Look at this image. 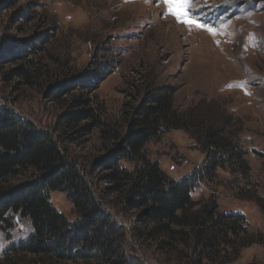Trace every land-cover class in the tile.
<instances>
[{
    "label": "rangeland",
    "instance_id": "rangeland-1",
    "mask_svg": "<svg viewBox=\"0 0 264 264\" xmlns=\"http://www.w3.org/2000/svg\"><path fill=\"white\" fill-rule=\"evenodd\" d=\"M188 10L216 34L177 22L163 0H0V109L55 131L62 155L76 164L112 222L125 229L123 264H215L200 262L187 245L178 253L160 245L163 236H147L136 219L140 211L126 208L103 178L108 172L98 163L109 143L98 129L69 138L71 129L55 130L74 89L81 90L77 85L93 84L83 74L99 62L104 74L92 105L116 129L123 130L129 108L149 85L171 88L180 111L210 103L217 117L229 118L234 141L246 151L248 175L233 159L203 173L207 156L181 129L149 140L146 157L171 179L193 176V200L213 198L219 211L242 215L244 243L260 235V243L241 248L230 264H264V0H192ZM20 67L32 72L31 83L18 74ZM50 202L74 218L65 193L51 192ZM17 216L8 228L0 223V259L31 235L29 223Z\"/></svg>",
    "mask_w": 264,
    "mask_h": 264
},
{
    "label": "trees",
    "instance_id": "trees-1",
    "mask_svg": "<svg viewBox=\"0 0 264 264\" xmlns=\"http://www.w3.org/2000/svg\"><path fill=\"white\" fill-rule=\"evenodd\" d=\"M99 63L83 74L93 84L77 85L81 90L74 89L69 109L59 116L55 130L71 129L72 134L66 133L69 138L98 129L100 140L109 143L98 163L108 172L103 178L119 192L126 208L140 211L136 219L147 228V236H163L166 240L160 245L178 253L179 247L187 245L200 262L215 264H230L241 248L260 243V235L244 243L247 231L242 215L219 211L213 198L193 200V176L179 181L169 178L144 151L149 140L181 129L207 156L203 173L233 159L239 171L248 175L246 151L234 141L229 118L217 117L210 103L180 111L173 104L171 88L149 85L141 100L129 108L123 130L116 129L92 105L90 96L104 74ZM18 74L31 83L32 72L20 67ZM81 122L85 123L78 125ZM54 134L0 109V223L8 228L18 215L32 230L26 242L2 255L0 264H123L125 229L112 222L93 198L76 164L62 155ZM122 161L133 164L132 169L121 166ZM54 191L68 197L73 219L53 207L50 193ZM252 200L262 208L260 200Z\"/></svg>",
    "mask_w": 264,
    "mask_h": 264
},
{
    "label": "snow or ice",
    "instance_id": "snow-or-ice-1",
    "mask_svg": "<svg viewBox=\"0 0 264 264\" xmlns=\"http://www.w3.org/2000/svg\"><path fill=\"white\" fill-rule=\"evenodd\" d=\"M191 2L192 0H163L168 14L173 16L177 20V22L183 23L188 27H196L202 30H206L210 34L215 35V28L206 26L201 21L193 18L192 14L188 10Z\"/></svg>",
    "mask_w": 264,
    "mask_h": 264
}]
</instances>
